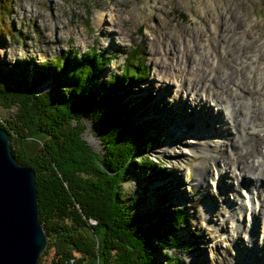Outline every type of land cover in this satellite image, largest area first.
Segmentation results:
<instances>
[{
    "label": "rangeland",
    "instance_id": "obj_1",
    "mask_svg": "<svg viewBox=\"0 0 264 264\" xmlns=\"http://www.w3.org/2000/svg\"><path fill=\"white\" fill-rule=\"evenodd\" d=\"M238 44L241 47L238 48ZM90 49L100 61L98 73L103 79L119 75L127 55H135L128 63L131 68L137 62L145 66L144 70L137 64L143 76L125 86L126 101L123 103H129L136 111L130 115V120L146 125L144 131L153 136L149 139L154 144L138 156L151 159L155 165L141 167L137 164L138 158L134 159L127 169V177L118 187L120 205H124L123 209L133 217L148 215L161 206L185 207L187 211L181 218L178 236L157 239L161 232L166 234L165 230L154 232L151 251L154 264H234L246 246L243 242L248 234L246 228L238 226V220L243 224L249 214L245 211V217L244 213L238 215L240 219L234 215L237 204L233 201L244 191V177L239 179L238 167L233 171L226 162L249 148L248 138L255 135V131L249 130V136L243 140L239 138L237 145L235 142L225 145V157L212 165L216 170L209 169L213 179L204 186L197 183L193 170L201 156H190L185 163L178 156L159 154L154 149L157 145L166 146L174 122L190 114L193 107L201 106L198 96L210 98L216 92L226 102L225 95L234 92L228 79L239 78L233 73L235 61L241 59L246 65L240 70L243 78H252L256 72L251 68L254 63L257 69L264 67V0H0V78L11 89L32 88L38 94L50 92L55 96L59 92L55 74L64 77L66 72L59 73L48 66L51 60L65 54L71 61H77ZM230 71L231 77L222 81ZM214 75L224 82L221 85L229 86L225 88L227 91L216 88L221 86L216 82L209 85ZM243 100L250 103L253 98L251 94H244ZM209 105L201 110L213 112L216 106ZM14 111L13 105L0 107V123L16 125ZM221 112L226 113L225 110ZM80 121L82 139L91 149L102 153L103 140L97 132L94 109L87 110ZM235 126L241 132L247 123L241 121ZM263 131L264 128L259 133ZM40 137L36 134L25 138L26 147L30 150ZM254 140L256 138L251 141ZM245 142L247 145L241 148V143ZM261 144L262 141L259 147ZM216 171L219 175L214 178ZM179 178L185 182V191L174 194L166 183L180 181ZM247 178L255 179L253 173ZM160 193L165 197L164 202ZM179 195H185V198ZM216 197L220 205L230 211L220 215L222 212H217L220 206L218 202L214 203ZM228 198L233 204L225 202ZM207 203L213 206V215L207 216L204 206ZM256 210L258 221H261V207L257 205ZM87 220L91 225L96 223L93 218ZM235 223L240 233L233 230ZM257 233V241L263 247L264 232L262 235ZM52 254L53 249L47 243L38 264H49ZM255 254L254 258L251 255V263H260V254L256 251ZM242 255L243 260L246 255Z\"/></svg>",
    "mask_w": 264,
    "mask_h": 264
},
{
    "label": "trees",
    "instance_id": "obj_2",
    "mask_svg": "<svg viewBox=\"0 0 264 264\" xmlns=\"http://www.w3.org/2000/svg\"><path fill=\"white\" fill-rule=\"evenodd\" d=\"M134 57L127 55L120 74L107 79L100 78L93 49L77 61L65 54L55 57L48 66L66 72L64 77L55 74L59 87L55 96L32 88L11 89L0 78V107L13 105L16 122L0 127L11 139L16 160L35 171L40 220L53 249L49 264H154V232L164 229L167 235L161 232L157 239H173L187 212L185 207L160 205L157 211L133 217L120 205L118 187L134 159L141 167L155 165L138 156L154 144L149 139L153 136L144 131L146 125L130 120L136 111L123 103L125 86L143 76L137 64L145 70L139 62L133 68L128 65ZM89 109H94L99 123L102 153L81 136L80 120ZM36 134L40 140L29 150L25 138ZM88 217L96 223L89 224Z\"/></svg>",
    "mask_w": 264,
    "mask_h": 264
},
{
    "label": "bare ground",
    "instance_id": "obj_3",
    "mask_svg": "<svg viewBox=\"0 0 264 264\" xmlns=\"http://www.w3.org/2000/svg\"><path fill=\"white\" fill-rule=\"evenodd\" d=\"M239 47L241 46L238 44V48ZM214 52L218 53L217 50H214ZM254 55L252 57H254ZM239 61H241V59H239ZM239 61H235V68L233 70V73L235 72L234 75L239 76V78L234 77L232 80L228 79V83L230 84L229 86H231V89H233L234 92L232 91L230 95H225L226 102H223L224 97L220 96V94H217L216 92L215 95H213L214 97L210 98L208 96V98L203 99L202 97L198 96V100L201 103V106L198 105L195 108L193 107V110L190 114L184 116L182 120L174 122L171 125V129H169L170 132L168 131L169 135L168 140L166 141V146L164 147V145L161 144L162 146L159 147L157 145L154 151L158 152L159 154L167 153L168 155H170V157L178 156L181 159H184L185 163L190 156H201L199 161L195 162L193 170L197 183H200L201 186H204L208 182L211 183L210 180L213 179V172L209 173L211 171H209V169L214 168L216 170V168L212 165L214 164L215 166L218 163V160H222L223 157H225V145H231L233 142H235L236 144L239 138L240 140H243L246 136H249V130H251V132H253V130L255 131L256 134H253L248 138L247 143L249 145V148L245 149L243 152H238L236 159L230 160V162H228L227 160L226 164L229 163V167H232L233 171L236 170L235 167H238L237 174L239 175L237 176H240L239 179L244 177L243 186H248L249 188L244 189V187H242L244 190L242 192V195L239 196L238 194L237 200L235 201L234 199L233 201L237 204L235 207L236 211L231 210L236 216H243L242 213H244L243 217H245V211L249 214V216L246 217V221L243 223L244 225L240 220H238V226L240 228H246L248 231L246 242H243L246 246L244 247V250L240 253L241 255H246V257L242 260L243 255L241 257L240 254H238L234 264H264V246L262 247L260 242L257 241L256 238L258 234L257 232H259L260 235H262L264 232V131L263 133H259V131L263 130L264 128V67L261 70L257 69V64L254 63L253 67L251 68L255 69L256 72L254 73L252 78H243L240 74L242 71L240 70H242L243 67H245L246 65L242 64V61L239 63ZM253 61L254 60H252L251 62ZM220 65L222 66L223 62ZM247 65H249V60L247 61ZM231 72L232 71H230L229 74L225 75L224 78L221 80L224 81V79H227V77H231ZM214 74L216 73L214 72ZM219 80V76L216 77L214 75V79L209 82V85L214 82L219 85H221V83H224ZM247 81L249 83H252L251 86L246 85L245 82ZM229 86L226 84H222L221 86H218L216 88H220L223 91L225 90V88H229ZM225 91H227V89ZM244 94H251L253 98L252 102H244ZM209 104L216 106L213 112H211V109L201 110L203 106H211ZM223 110L226 111L227 115L226 113L222 114L221 111ZM235 114L238 115H236L235 117ZM259 115L261 116V118L258 117ZM189 121L191 122V125L189 124ZM241 121H246L247 126L245 129L243 128L240 132L238 126L235 125ZM240 126L241 125L239 124V127ZM260 135L262 137L257 139V137H259ZM253 138H256V140L251 141ZM260 141H262L263 144H261V146L259 147ZM247 143H241V148L245 147ZM248 158H251L250 161L248 160ZM187 166L188 165H186L185 167ZM206 171L208 172L206 173ZM249 173H253L255 179L247 178ZM157 174L158 173H156L155 175L157 176ZM214 174V178H217L216 175L218 174V171H216ZM205 176H207V178H205ZM233 176L235 175L233 174ZM178 180L180 181H169L166 183L167 187L170 186V189L171 191H173L174 194H176L177 192L184 193L185 191L183 190V184H185V182L181 180V178H179ZM246 192L248 193L249 198H247V196L244 194ZM181 196L185 198V195ZM181 196L179 195V197ZM254 198H256L255 203L253 202ZM260 198H262V200H260ZM217 202L218 197L214 199V203ZM225 202H230L233 204V202L229 200V198ZM218 204L220 206V209H218L217 212H222L219 213L220 215L230 211L229 209H225L224 207H222V205H220V201L218 202ZM257 205L261 207V221H258L259 212L256 210ZM204 206L207 216H209L210 213L212 215L214 214L213 212L215 210H213V206L211 207L210 203L204 204ZM220 222L222 221L220 220ZM257 224L259 225V228H257ZM232 228L234 231L240 233V230L236 227V223ZM249 240L250 242H248ZM255 251L260 254V263L259 261L251 263L252 257L254 258L255 255L257 256V254H255ZM251 253H253V255Z\"/></svg>",
    "mask_w": 264,
    "mask_h": 264
},
{
    "label": "water",
    "instance_id": "obj_4",
    "mask_svg": "<svg viewBox=\"0 0 264 264\" xmlns=\"http://www.w3.org/2000/svg\"><path fill=\"white\" fill-rule=\"evenodd\" d=\"M46 245L34 169L16 160L0 127V264H38Z\"/></svg>",
    "mask_w": 264,
    "mask_h": 264
}]
</instances>
